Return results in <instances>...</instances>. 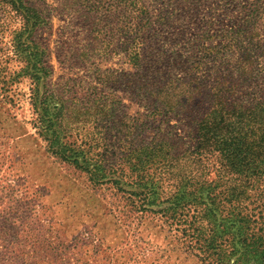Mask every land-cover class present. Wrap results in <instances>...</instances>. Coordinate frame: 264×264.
Segmentation results:
<instances>
[{"label":"trees","instance_id":"1","mask_svg":"<svg viewBox=\"0 0 264 264\" xmlns=\"http://www.w3.org/2000/svg\"><path fill=\"white\" fill-rule=\"evenodd\" d=\"M52 1L56 6L42 12L29 0H0V37L9 39L1 48L0 72L5 70L10 86L29 79L37 118L29 124L40 136L50 133L43 136L50 154L89 174L95 185L141 190L144 211L165 219L196 264H264V9L242 5L237 21L215 26L212 19L228 16V0ZM206 5L214 8L208 13L212 19L204 21ZM53 11L89 39L83 49L67 42L60 49L100 59L121 55L133 71L121 70L118 77L120 88L147 111L133 120L134 136L125 140L117 132L107 138L113 121L127 119L124 107L119 103V119L102 125L95 103L75 113L82 117L71 127L79 150L59 154L52 147L58 137L54 121L64 108L45 92L39 96V84L52 69L48 47L35 43L34 34L49 26ZM172 119L186 129L194 159H187L189 151L175 155L180 149ZM87 128L95 133H82ZM211 152L219 166L214 181L203 179L198 167ZM165 179L172 182L168 197ZM56 232L61 235L53 247L42 246L40 259L72 264L80 249L66 231ZM131 256L104 264H146ZM168 263L175 261L163 264Z\"/></svg>","mask_w":264,"mask_h":264},{"label":"rangeland","instance_id":"2","mask_svg":"<svg viewBox=\"0 0 264 264\" xmlns=\"http://www.w3.org/2000/svg\"><path fill=\"white\" fill-rule=\"evenodd\" d=\"M29 3L42 12H49L56 6L52 0H29ZM227 3L228 16L218 14L214 20L209 17L214 7L210 9L206 5L201 19H212L215 26L230 25L237 21L242 5L252 9L257 4L264 9V0H228ZM260 30L262 34L263 27ZM34 39L35 43L48 47L52 69L51 76L43 78L39 84V96L45 92L44 96L64 108L62 115L59 113L55 118L53 130L58 137L52 138L51 143L59 154L79 150L71 127L82 117L75 113L82 114L95 103L99 108L96 118L102 125H105L104 120L108 123L112 118L119 119V103L124 107L127 119L121 124L113 121V130L107 138L113 140L111 135L117 132L119 137L124 135L125 140L129 135L134 136L133 120L147 111L129 96V92L120 88L119 72H133L123 63L121 55L100 59L87 52L60 49L65 42L83 49L89 39L70 24V18H63L55 11L50 13L49 26L39 28ZM8 40L0 37V63L4 61L1 48ZM6 74L5 70L0 72V264H55V261H41L40 254L42 246L55 245L57 234L61 235L56 229L66 231L68 239L80 249L75 251L72 264L128 261L131 255L134 261H145L146 264H163L164 261L196 264L197 260L188 256L190 250L165 224V219L144 211L139 195L141 190L126 188L124 191H130L127 193L119 186L95 185L89 174L52 156L48 151L49 142L43 138L50 133L40 136L29 124L37 120L29 101V79L19 78L21 84L10 86L11 80ZM9 99L12 105L8 104ZM101 109L108 111L101 112ZM37 114L39 118L41 112L38 110ZM170 124L177 126L176 143L180 151L175 155H183V151H189L191 147L188 133L177 119H172ZM85 132L95 133V130H82ZM147 135L152 136V133ZM207 151L202 150V154ZM205 156L198 167L203 179L214 181L219 169L216 153ZM186 157L194 159L190 151ZM171 183L168 179L162 183L166 197L173 191ZM169 255L171 258L167 259Z\"/></svg>","mask_w":264,"mask_h":264},{"label":"crops","instance_id":"3","mask_svg":"<svg viewBox=\"0 0 264 264\" xmlns=\"http://www.w3.org/2000/svg\"><path fill=\"white\" fill-rule=\"evenodd\" d=\"M31 130H32V128H31Z\"/></svg>","mask_w":264,"mask_h":264}]
</instances>
